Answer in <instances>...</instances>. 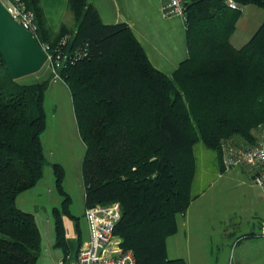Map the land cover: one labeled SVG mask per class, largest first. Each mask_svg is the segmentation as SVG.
Listing matches in <instances>:
<instances>
[{"label": "trees", "instance_id": "16d2710c", "mask_svg": "<svg viewBox=\"0 0 264 264\" xmlns=\"http://www.w3.org/2000/svg\"><path fill=\"white\" fill-rule=\"evenodd\" d=\"M23 1L42 45L86 55L59 69L86 148V209L120 204L115 234L137 264H187L169 258L168 240L198 198L196 145L221 160L222 142L255 144L254 131L264 126V22L236 48L231 39L242 10L226 0H185L189 56L168 76L153 66L128 24H104L89 0H68L74 25L63 24L58 33L49 28L40 0ZM234 1L264 10V0ZM52 79L23 84L0 57V264H37L42 250L36 218L20 210L17 199L44 178ZM52 168L63 198L52 210L56 245L65 248L62 215L75 220L79 235L81 219L70 213L64 169Z\"/></svg>", "mask_w": 264, "mask_h": 264}, {"label": "rangeland", "instance_id": "374dc122", "mask_svg": "<svg viewBox=\"0 0 264 264\" xmlns=\"http://www.w3.org/2000/svg\"><path fill=\"white\" fill-rule=\"evenodd\" d=\"M263 22L264 10L254 4L243 5L236 24L237 29L231 39L233 46L242 48L253 37ZM52 76L50 68L45 65L38 73L23 77L19 81L23 84L43 82L50 80ZM45 110L47 114V128L42 137L47 159L45 177L42 179L39 191L34 190L23 195L20 197L18 204L21 207L24 201H29L35 193L39 192L41 199L36 196L35 200L32 201L33 203L31 202V207L27 209L38 213L37 218L39 221L45 220V216H52L51 211L53 208H60L63 202L62 196L56 189V180L52 168V164H59L65 172L63 184L65 191L72 199L69 207L70 213L81 217L85 208L82 167L86 148L80 136L71 92L68 86L62 82L61 77L56 79L53 76L50 82V87L46 93ZM263 129L264 126L254 131L258 141L262 138ZM236 141L241 144L246 143L241 139H237ZM195 156L198 175L195 179L193 192L201 194V191L206 189V193L192 205L188 217L191 219V223H193V234H203L205 236L207 233H204V231L203 233L198 232L199 227H204L208 229V234L214 238L213 242L209 241L211 240V236H209V240L207 239V248L205 247L204 249V262L206 264H249L250 250L252 248L248 246V243H245L243 247L237 249L233 247L224 252L218 248L216 239H219L221 235V222L234 219V217H236L237 221L241 222L239 233L242 235L250 233L249 229L253 224L251 218L253 215L252 205L257 204L260 207L262 204V199L258 198V194H262L261 189L254 185L253 182L250 183L246 178L247 182L245 183L240 178L236 179V175L232 173L236 172V170L231 172L226 169L218 153L207 149L202 143L196 145ZM243 168L251 170L250 167L239 169ZM228 171L231 173H228ZM215 172H221V174L227 173L223 174L221 179H218V174ZM201 173L205 176L202 183L198 181V176ZM210 183H214L212 188L208 186ZM33 204L36 207L41 205L42 209L39 208L40 212L32 208ZM62 222L66 229L69 228V224L74 229L77 227L75 220L70 215L63 214ZM174 238H181L182 241L177 246V249L170 246V256L173 257V251L178 250L179 254L177 255H180L187 264H200V261L194 255V241H192L191 245H188L186 241L187 235L184 227H182L178 237ZM204 262L202 261L203 264H205Z\"/></svg>", "mask_w": 264, "mask_h": 264}, {"label": "crops", "instance_id": "0c3cea01", "mask_svg": "<svg viewBox=\"0 0 264 264\" xmlns=\"http://www.w3.org/2000/svg\"><path fill=\"white\" fill-rule=\"evenodd\" d=\"M89 1L97 8L101 20L104 24H128L138 41L144 47L147 56L153 66L166 75L172 76L173 73L178 69L180 63L188 58L189 52L186 40V21L179 16L163 18L161 15V6L163 0ZM40 5L43 9L48 26L54 33H58L63 24L67 25L68 27H72L74 25L73 15L68 10V0H40ZM235 170L236 172H232ZM230 171L233 173V175H236V179L240 178L243 183L247 182V180L250 183L253 182V172L250 169L233 168L230 169ZM230 171H228V173H231ZM202 173L200 176H198V181L200 183H202V181L204 182L205 179V176L202 175ZM215 173L218 174L217 178L221 179V176L227 172H224L222 174L221 172ZM42 181L43 180H41V182L34 189L22 194L17 199V206L20 210L31 213L35 216L41 232L42 250L37 264H59V262L65 258L74 260L80 247L87 244L89 240V230L84 217L86 207L84 208V212L80 217L81 235H79L77 227L74 229L71 224H69L68 229L64 227L66 247H58L56 245V226L53 215L50 217L45 216V220L39 221L37 218L38 213H35V211H29L27 209L31 207L33 203L32 201L35 200L36 196L41 199V194L39 192L35 193V195H33V197L29 199V201H24L21 207L18 204L20 197H22L23 195L34 190L39 191V187H41ZM213 184L214 183H210L208 185L209 188H212ZM260 189L262 194H258V198L262 199V204L260 205V207L257 204L254 206L252 205L253 215L251 218L253 220V224L249 229L250 233H247L245 235L240 234L239 232L241 230V222L237 221L236 217H234V219L221 222V235L219 239H216L218 248L224 252H227L233 247H236V249L239 247H243L245 243H248V246L252 248V250H250L249 264H264V191L262 188ZM205 190L206 189H203L201 191L202 193L198 194V198L193 201L187 213L178 218L179 231L175 236L171 237L168 240V256L170 259L182 258L180 255H177L179 254L178 250L173 251L174 256L171 257L169 249L170 246L171 248L173 246V248L176 247L177 249V246L180 245V242L182 241L181 238L176 239L174 237H178L180 231L182 230V227H184L185 233L187 235L186 241L188 242V245H191L192 241H194V255L197 257V260L200 261V264H203L202 261L204 262L205 258L204 249L207 244V239L209 240V236H211V240L209 241L213 242L214 238L212 237V235L208 234V229L204 227H199L198 232L203 233L204 231V233H207L208 235L205 234V236H203V234H193V223H191V219L188 217V215L191 211L192 205L204 196V194L206 193ZM32 208L39 210V212V208L42 209L41 205H38L37 207L36 205H34L32 206Z\"/></svg>", "mask_w": 264, "mask_h": 264}, {"label": "built area", "instance_id": "2783aa9c", "mask_svg": "<svg viewBox=\"0 0 264 264\" xmlns=\"http://www.w3.org/2000/svg\"><path fill=\"white\" fill-rule=\"evenodd\" d=\"M0 1L13 18L38 40L35 15L28 9L26 3L23 0ZM226 5L232 10H242V7L234 0H226ZM161 15L163 18L179 16L186 21L185 0H163ZM65 43L66 41L63 42ZM41 46L47 55L45 65L50 68L56 79L60 78L59 69L63 63L69 59L75 61L86 56L78 51L69 56L59 47L50 50L48 46L42 44ZM221 157L223 165L228 170L250 167L253 172V183L264 191V131L262 138L256 144L238 145L232 142H222ZM84 217L89 230L87 244L80 247L74 260L65 258L59 264H137L134 253L124 250L122 240L115 234L116 227L122 218L119 203L87 208Z\"/></svg>", "mask_w": 264, "mask_h": 264}, {"label": "water", "instance_id": "95a60500", "mask_svg": "<svg viewBox=\"0 0 264 264\" xmlns=\"http://www.w3.org/2000/svg\"><path fill=\"white\" fill-rule=\"evenodd\" d=\"M0 57L14 80L38 73L47 62L39 41L13 18L1 1Z\"/></svg>", "mask_w": 264, "mask_h": 264}]
</instances>
